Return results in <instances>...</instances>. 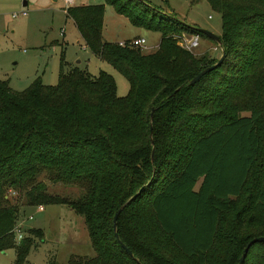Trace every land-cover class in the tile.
Wrapping results in <instances>:
<instances>
[{"label": "trees", "instance_id": "16d2710c", "mask_svg": "<svg viewBox=\"0 0 264 264\" xmlns=\"http://www.w3.org/2000/svg\"><path fill=\"white\" fill-rule=\"evenodd\" d=\"M104 2L158 32L157 48L104 41V4L73 5L65 15L126 79L127 94L117 96L104 71L63 72L62 63L53 85L36 77L14 91L0 80V250L14 247V264H23L42 239L31 229L14 243L13 193L26 206L64 204L83 218L94 256L66 264H264V241L239 262L247 242L264 237V0H206L220 16L224 58L194 84L216 60L183 49L178 36H207L144 0ZM46 181L81 197L51 194ZM123 204L116 231L131 255L113 233Z\"/></svg>", "mask_w": 264, "mask_h": 264}, {"label": "rangeland", "instance_id": "374dc122", "mask_svg": "<svg viewBox=\"0 0 264 264\" xmlns=\"http://www.w3.org/2000/svg\"><path fill=\"white\" fill-rule=\"evenodd\" d=\"M144 1L161 13L175 16L217 36L220 34V16L210 9L206 0ZM88 2L104 4V40L114 42L129 38L122 41L125 42L140 35L146 40L144 46L138 47L143 53L157 48L160 39L158 32L132 26L124 16L115 13L112 6L105 4L104 0ZM65 7L64 0H0V80H7L14 91L26 88L36 77L45 85H53L62 63L63 72L78 67L94 77L99 71H104L113 77L117 96L126 95V79L84 46L73 21L64 14ZM23 11L24 16L21 15ZM61 30L63 35L60 34ZM181 34L188 36L186 33ZM191 52L195 55H209L216 61L220 57L216 43L203 36H199V44ZM45 183L51 194L70 199L81 197L82 191L76 187L49 181ZM9 199L12 203L21 205L19 219L14 227L18 222L22 223V236L17 238L14 235V243L31 238V229L42 232V239H36L29 246L23 264H66L69 255L94 256L83 218L71 208L64 204H43L42 209L38 210V206L24 205V198L16 194L9 193ZM30 215L31 219H28ZM14 261V247L0 250V264H14Z\"/></svg>", "mask_w": 264, "mask_h": 264}, {"label": "water", "instance_id": "95a60500", "mask_svg": "<svg viewBox=\"0 0 264 264\" xmlns=\"http://www.w3.org/2000/svg\"><path fill=\"white\" fill-rule=\"evenodd\" d=\"M196 28H197V27H196ZM197 31L200 32V33H202V34H204L205 36H207L208 38L212 39L213 41H215L216 44H217V46H218V48L220 47L221 42H220V39H219V37H218L217 35L213 34L212 32H210V31H208V30H206V29L197 28ZM223 58H224V54L222 53V54L220 55V57L218 58V60H217L214 64H212V65H210V66H207V67L203 68L202 70H200V71H199L194 77H192V78L189 80L188 84H194V83H195V82H196V81H197L202 75H204L205 73L209 72L210 70H212V69H214L216 66H218V65L221 63V61L223 60ZM152 113H153V110H151V112H150V117L152 116ZM150 159H151V160L153 159V150L151 151ZM140 190H141V189H139V191H140ZM139 191H138V192H139ZM135 195H136V194H134L132 197H135ZM124 205H125V204L121 205V206L115 211V213H114V215H113V219H112L113 233H114V236H115L116 240H117V241L119 242V244L121 245V247L127 252V254L131 255L130 250H128V249L125 247V245L119 241V239H118V235H117V231H116V218H117L119 212L121 211V209L124 207ZM260 241H264V237H263V236L254 237V238L250 239V240L247 242V244H246V246L244 247V249H243V253L241 254V256H240V258H239V262L243 259L244 254H245V252L247 251L248 247H249L252 243H254V242H260Z\"/></svg>", "mask_w": 264, "mask_h": 264}, {"label": "built area", "instance_id": "2783aa9c", "mask_svg": "<svg viewBox=\"0 0 264 264\" xmlns=\"http://www.w3.org/2000/svg\"><path fill=\"white\" fill-rule=\"evenodd\" d=\"M76 1H80L81 4L86 3L88 0H64V2L66 3V7L64 8V10L69 7L72 6L73 3H75ZM21 15H25V12L23 11L21 13ZM13 17H16V15H13ZM60 34L62 35L63 32L62 30L60 31ZM179 38V45L183 48L186 49L188 51L191 52V50H193L195 47L198 46L199 44V35L198 34H192V35H188L187 37L184 34H181L178 36ZM146 44V40L144 37H134L131 40L125 41V42H119V45L121 46H128V47H142ZM42 209V205H38V210ZM28 219H31V215L28 216ZM21 229H22V223L18 222V224L16 225V227H14L13 229V233L15 235V237L17 238H21Z\"/></svg>", "mask_w": 264, "mask_h": 264}, {"label": "crops", "instance_id": "0c3cea01", "mask_svg": "<svg viewBox=\"0 0 264 264\" xmlns=\"http://www.w3.org/2000/svg\"><path fill=\"white\" fill-rule=\"evenodd\" d=\"M77 2V1H76ZM89 4V2L87 1L86 3H84V4H81V2L80 1H78L77 2V4L76 5H85V4ZM73 6V5H72ZM64 14H65V10H64ZM66 16V15H65ZM67 17V16H66ZM69 18V17H68ZM63 35V34H62ZM134 37H140V35L138 36V35H136V36H134ZM134 37H132V38H134ZM142 37V36H141ZM126 39H129V38H126ZM126 39H123V40H119V41H114V42H122V41H124V40H126ZM104 41H106V40H104ZM107 42H113V41H107ZM85 46V45H84ZM156 48V47H155Z\"/></svg>", "mask_w": 264, "mask_h": 264}]
</instances>
